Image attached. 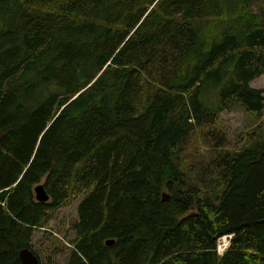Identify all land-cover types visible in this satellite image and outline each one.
<instances>
[{"label": "trees", "instance_id": "1", "mask_svg": "<svg viewBox=\"0 0 264 264\" xmlns=\"http://www.w3.org/2000/svg\"><path fill=\"white\" fill-rule=\"evenodd\" d=\"M263 75L264 0H0V264L78 194L67 264H264Z\"/></svg>", "mask_w": 264, "mask_h": 264}, {"label": "rangeland", "instance_id": "2", "mask_svg": "<svg viewBox=\"0 0 264 264\" xmlns=\"http://www.w3.org/2000/svg\"><path fill=\"white\" fill-rule=\"evenodd\" d=\"M252 87L261 90L264 96V75L253 82ZM259 123L264 129V116L262 119L256 120L240 109L235 112L225 111L221 113L218 128L220 133L226 136L228 147L231 150L245 145L249 141V136L255 131L259 133L257 130V124ZM194 138L187 157L189 164L197 158L198 160L201 157L207 159L214 151L207 146L209 142L204 134L199 133ZM81 200L82 196L78 194L76 199L55 213L47 228L35 231L32 239V250L38 255L41 264L68 263L70 257L69 247L75 239V231L72 229L71 224L78 218V206ZM227 242L229 248L230 240L227 239Z\"/></svg>", "mask_w": 264, "mask_h": 264}, {"label": "water", "instance_id": "3", "mask_svg": "<svg viewBox=\"0 0 264 264\" xmlns=\"http://www.w3.org/2000/svg\"><path fill=\"white\" fill-rule=\"evenodd\" d=\"M34 194H35V199L38 202L47 203L50 200V195L48 194V191L46 190L44 184L36 185L34 188ZM163 197H164L163 201L169 200L167 194H164ZM114 243L115 241L113 239L107 241V245L109 246L114 245ZM19 258L22 264H40V260L37 257V255L32 250L27 248L20 251Z\"/></svg>", "mask_w": 264, "mask_h": 264}, {"label": "built area", "instance_id": "4", "mask_svg": "<svg viewBox=\"0 0 264 264\" xmlns=\"http://www.w3.org/2000/svg\"><path fill=\"white\" fill-rule=\"evenodd\" d=\"M231 238H232L231 236H227V237H224V239L222 238L223 240H220L221 242L219 241L218 251H219V253H220L221 255H223L224 252H225V251L227 250V248H228V242H229V241L226 243V240H227V239L230 240ZM222 241H224L225 244L222 243Z\"/></svg>", "mask_w": 264, "mask_h": 264}]
</instances>
